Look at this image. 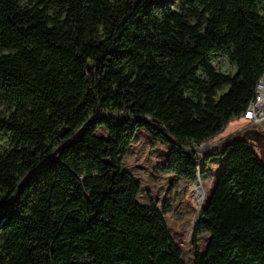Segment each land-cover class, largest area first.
I'll return each instance as SVG.
<instances>
[{
    "label": "trees",
    "instance_id": "trees-1",
    "mask_svg": "<svg viewBox=\"0 0 264 264\" xmlns=\"http://www.w3.org/2000/svg\"><path fill=\"white\" fill-rule=\"evenodd\" d=\"M169 2L0 0V264H186L123 159L144 130L170 146L165 171L197 183L185 148L243 118L264 75V0H188L195 24ZM241 135L204 156L227 160L194 264H264V163Z\"/></svg>",
    "mask_w": 264,
    "mask_h": 264
},
{
    "label": "rangeland",
    "instance_id": "rangeland-1",
    "mask_svg": "<svg viewBox=\"0 0 264 264\" xmlns=\"http://www.w3.org/2000/svg\"><path fill=\"white\" fill-rule=\"evenodd\" d=\"M19 2L22 6H30L34 0H19ZM169 3L170 11L178 13L186 21L195 24L188 0H170ZM260 13H264V8H260ZM159 18L162 16L159 15ZM2 53H6V51H2ZM209 63L223 74L235 75L237 72L226 58H212ZM226 91L227 89L224 92ZM9 115V110L0 105V117L8 118ZM246 126L247 121L244 117L238 119L226 127L221 137L213 144L201 147L188 145L185 152L189 154L195 152L201 161H204V156L210 149L222 143L224 139L241 133L242 139L254 144L258 156L264 163V134L258 128L245 129ZM96 136L108 138L104 129H99ZM11 148L10 136L0 137V154L8 152ZM202 151L204 152L202 153ZM169 153V145L155 140L147 131L141 130L137 133L127 156L123 159V169L141 185L137 201L143 206L155 204L158 207L174 241L181 249L183 260L186 264H194L196 257L193 248L194 225L198 221L199 212L206 208L216 183L221 179L227 159H211L201 170L200 182L194 184L165 171L164 166ZM209 240V234H203L197 239L199 253L205 252Z\"/></svg>",
    "mask_w": 264,
    "mask_h": 264
},
{
    "label": "built area",
    "instance_id": "built-area-1",
    "mask_svg": "<svg viewBox=\"0 0 264 264\" xmlns=\"http://www.w3.org/2000/svg\"><path fill=\"white\" fill-rule=\"evenodd\" d=\"M257 92H264V75L258 81L254 98L250 102L249 107L244 114V119L247 121L245 129L258 128L260 132L264 134V107L259 104Z\"/></svg>",
    "mask_w": 264,
    "mask_h": 264
},
{
    "label": "water",
    "instance_id": "water-1",
    "mask_svg": "<svg viewBox=\"0 0 264 264\" xmlns=\"http://www.w3.org/2000/svg\"><path fill=\"white\" fill-rule=\"evenodd\" d=\"M229 138H230V137H229ZM229 138H226V139H229ZM226 139H224V140H226ZM224 140H223V141H224ZM215 145H216V144H215ZM203 152H204V151H202V153H203ZM203 166H204V161H201V163L199 164V166H198V168H197V170H198L197 182H200V174H201V170H202ZM211 196H212V195H211ZM210 199H211V197H210ZM209 201H210V200H209ZM208 205H209V202H208V204H207V206H206V208H205L204 210L207 209ZM204 210H203V212H204ZM203 212H202V214H201L200 219L198 220V222L194 225V228H196L197 225L199 224V222H200V220H201V217H202V215H203Z\"/></svg>",
    "mask_w": 264,
    "mask_h": 264
},
{
    "label": "bare ground",
    "instance_id": "bare-ground-1",
    "mask_svg": "<svg viewBox=\"0 0 264 264\" xmlns=\"http://www.w3.org/2000/svg\"><path fill=\"white\" fill-rule=\"evenodd\" d=\"M257 99L259 100V104L264 107V92H257ZM207 206V205H206ZM202 214V213H201ZM201 216V215H200ZM200 219V217H199ZM198 219V220H199ZM198 222V221H197Z\"/></svg>",
    "mask_w": 264,
    "mask_h": 264
}]
</instances>
